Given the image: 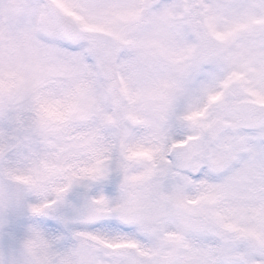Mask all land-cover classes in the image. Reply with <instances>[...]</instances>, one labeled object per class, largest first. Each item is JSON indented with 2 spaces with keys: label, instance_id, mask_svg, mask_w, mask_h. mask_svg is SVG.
<instances>
[{
  "label": "snow or ice",
  "instance_id": "obj_1",
  "mask_svg": "<svg viewBox=\"0 0 264 264\" xmlns=\"http://www.w3.org/2000/svg\"><path fill=\"white\" fill-rule=\"evenodd\" d=\"M0 264H264V0H0Z\"/></svg>",
  "mask_w": 264,
  "mask_h": 264
}]
</instances>
